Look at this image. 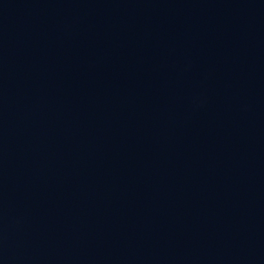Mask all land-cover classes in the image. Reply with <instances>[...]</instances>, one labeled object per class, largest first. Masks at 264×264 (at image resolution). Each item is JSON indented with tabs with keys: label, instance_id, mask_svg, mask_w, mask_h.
<instances>
[{
	"label": "water",
	"instance_id": "obj_1",
	"mask_svg": "<svg viewBox=\"0 0 264 264\" xmlns=\"http://www.w3.org/2000/svg\"><path fill=\"white\" fill-rule=\"evenodd\" d=\"M0 264H264V0H0Z\"/></svg>",
	"mask_w": 264,
	"mask_h": 264
}]
</instances>
